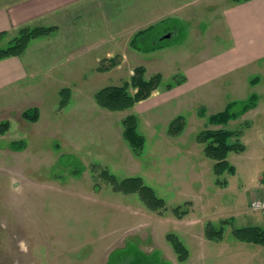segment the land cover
<instances>
[{
  "label": "rangeland",
  "instance_id": "374dc122",
  "mask_svg": "<svg viewBox=\"0 0 264 264\" xmlns=\"http://www.w3.org/2000/svg\"><path fill=\"white\" fill-rule=\"evenodd\" d=\"M231 1L92 0L29 41L27 81L0 90V124H9L0 132V264H175L163 257L164 244L173 250L167 236L177 234L193 253L209 222L225 233L224 243H209L208 260L264 264V245L245 243L240 252L232 245L234 228L264 218L249 203L264 189V62L185 89L194 81L190 69L230 45L223 8ZM143 30V49L172 34L166 46L145 51L133 45ZM3 37L0 46L11 40ZM113 57L116 65L99 69ZM140 66L145 79L162 77L147 99L124 110L99 105L97 92L110 85L129 83L134 94ZM253 97L255 106L238 118L211 123ZM35 110L36 119L24 116ZM129 115L145 137L140 153L125 136ZM180 116L182 130L174 132ZM220 128L239 131L230 141L245 149L230 151L236 171L218 176L197 137ZM107 170L119 181L142 177L166 205L153 210L137 192L116 191Z\"/></svg>",
  "mask_w": 264,
  "mask_h": 264
},
{
  "label": "crops",
  "instance_id": "0c3cea01",
  "mask_svg": "<svg viewBox=\"0 0 264 264\" xmlns=\"http://www.w3.org/2000/svg\"><path fill=\"white\" fill-rule=\"evenodd\" d=\"M91 1L0 0V32L6 33L3 38L7 37L6 41H8L14 36L12 34L15 30L25 25L41 24L51 26L64 24L66 19H70L68 10H79L86 2ZM223 11L226 12L224 13L225 29L231 43L226 47L218 48V52L208 58L205 57L206 60L190 69V71L187 72L186 70L189 76L194 75V81L191 84H186L187 88L185 89L187 90L200 88L209 81H217L225 75L242 70V68L264 62V0L231 1L223 8ZM27 54L28 50L21 57L11 56L0 60V90L27 81L29 69L23 59L24 55ZM261 177L259 178L261 179ZM262 187L264 188V185ZM259 189V191L252 193L249 203L254 198L264 196V189ZM257 219V223H261V225L257 224L255 226L264 227V218H262L263 220ZM185 234L191 233L188 231ZM223 240L224 237L218 241L208 237L207 239L203 238L201 244H199V247L202 248L196 249L197 252L196 250L193 253L190 251L189 257L184 261L178 260V254L174 248L173 252L167 244H164L161 249L163 250V257L173 259L175 264H227L228 262L225 260L210 261L206 257L210 253L209 243L211 241L221 243ZM245 243L251 244L252 242L241 240L238 244L233 242L234 252H236L235 248L237 247L239 252L244 247L249 249V247L243 246ZM233 264H240V259L236 260L235 257Z\"/></svg>",
  "mask_w": 264,
  "mask_h": 264
},
{
  "label": "trees",
  "instance_id": "16d2710c",
  "mask_svg": "<svg viewBox=\"0 0 264 264\" xmlns=\"http://www.w3.org/2000/svg\"><path fill=\"white\" fill-rule=\"evenodd\" d=\"M235 2L248 1V0H233ZM56 29V26L44 27V26H32L25 25L22 26L10 42L6 46H0V60L11 56H20L25 51L28 43L31 39L39 37L41 35L47 34L52 30ZM151 29V28H150ZM146 30L140 31L133 39V45L145 51H152L158 48H162L164 44L152 45L143 49L141 47V39L146 33ZM5 35V32H0V40ZM103 64L100 65L99 69L102 71H107L118 63L116 57L107 58L103 60ZM105 63V64H104ZM144 67L136 68L135 75L131 82V85L136 87V92L131 94L128 91L129 83L123 86L110 85L102 88L96 94V99L100 106L109 110H124L132 107L135 103L147 99L154 90H156L161 81L162 77L160 74L153 76L150 79L144 78ZM256 99L250 102H233L224 111L214 114L210 117L211 123L215 124H227L231 119H236L243 112L248 111L250 108L255 106ZM241 107L239 111L236 107ZM33 116L30 115V111L25 112L24 116L26 118L33 117L37 118V110L33 111ZM137 118L135 115H129L125 120V136L131 143L132 147L136 153H140L144 148L145 137L141 135L137 130ZM184 123L183 116L176 118L173 121L171 129L174 132H180L182 130ZM9 124H0V132H4L8 129ZM239 131H232L227 129H206L198 134V140L205 144V153L207 156L211 157L214 162V172L216 175H222L225 172L234 173L236 168L227 159V155L230 151H243L245 149L244 144H242L239 139L233 142L230 139L236 135L239 136ZM18 147H23V144H18ZM104 176L113 184L116 191H121L124 193H138L142 201L156 210L157 208L164 207L166 204L165 199L158 196L155 189L147 185L144 179L140 176L125 178L119 181L114 174L104 171ZM223 182V181H221ZM181 206L175 208L176 212L181 210ZM186 214L188 213L185 210ZM184 212V213H185ZM224 223L226 221H223ZM224 227H216L212 222H209L206 226V236L212 240H221L224 237ZM235 237L241 241L252 242L256 244L264 245V227L263 226H247V227H236L233 230ZM168 241L172 244L175 252L178 254L179 260L184 261L189 256V249L179 238L177 234L170 233L168 236ZM131 264V262H130Z\"/></svg>",
  "mask_w": 264,
  "mask_h": 264
},
{
  "label": "built area",
  "instance_id": "2783aa9c",
  "mask_svg": "<svg viewBox=\"0 0 264 264\" xmlns=\"http://www.w3.org/2000/svg\"><path fill=\"white\" fill-rule=\"evenodd\" d=\"M250 207L254 211L261 212L264 215V197H258L251 201Z\"/></svg>",
  "mask_w": 264,
  "mask_h": 264
},
{
  "label": "flooded vegetation",
  "instance_id": "af4514ba",
  "mask_svg": "<svg viewBox=\"0 0 264 264\" xmlns=\"http://www.w3.org/2000/svg\"><path fill=\"white\" fill-rule=\"evenodd\" d=\"M165 38L162 36V37H159L156 41L153 42V45H157L160 43L161 44H164L162 43V41L164 40Z\"/></svg>",
  "mask_w": 264,
  "mask_h": 264
},
{
  "label": "water",
  "instance_id": "95a60500",
  "mask_svg": "<svg viewBox=\"0 0 264 264\" xmlns=\"http://www.w3.org/2000/svg\"><path fill=\"white\" fill-rule=\"evenodd\" d=\"M170 36H171V33L167 34L164 38H169Z\"/></svg>",
  "mask_w": 264,
  "mask_h": 264
}]
</instances>
